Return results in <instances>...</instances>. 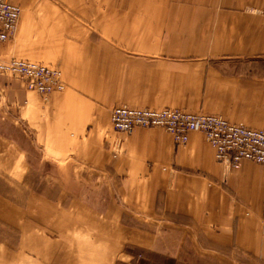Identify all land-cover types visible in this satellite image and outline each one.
<instances>
[{"label":"crops","instance_id":"0c3cea01","mask_svg":"<svg viewBox=\"0 0 264 264\" xmlns=\"http://www.w3.org/2000/svg\"><path fill=\"white\" fill-rule=\"evenodd\" d=\"M5 1L22 13L13 38L0 49L1 59L16 58L13 49L19 46L45 53L52 25L34 12L65 13L79 34L58 42L70 46L82 65L78 62L68 77L69 90L54 99L79 104L85 99L88 105L75 103L77 109L98 121L87 136L90 147L75 154V173L65 181L79 187L81 174H98L108 182L102 189L107 194L101 197L98 188V198L75 196L60 211V235L74 245L71 232L92 230L96 236L101 230L109 240L123 241V250L134 245L175 259L184 239L198 237L199 228L223 246L235 242L264 260V168L248 161L238 169L218 163L201 134L177 146L160 130L105 136L99 129L109 124L111 110L126 102L141 109L219 115L264 132V79L248 77L241 67L244 60L264 59V0ZM89 76L95 88H87ZM106 83L107 103L81 95L100 92ZM98 200L111 212L100 213ZM40 201L46 208L51 204ZM180 220L198 228L177 224Z\"/></svg>","mask_w":264,"mask_h":264},{"label":"rangeland","instance_id":"374dc122","mask_svg":"<svg viewBox=\"0 0 264 264\" xmlns=\"http://www.w3.org/2000/svg\"><path fill=\"white\" fill-rule=\"evenodd\" d=\"M39 3L37 2V5ZM34 15L44 16L52 25L46 31V40L49 44L45 53L35 52L32 46H19L13 49L15 52L13 56L19 59L0 58V65L16 59L31 60L30 62L49 66L62 73L65 89L44 97L35 91L27 90L21 79L0 72V264H264L262 256H253L239 248L235 242L231 246H223L216 239L206 236L194 221L187 220L176 223L193 224L198 228L199 234L198 237L184 239L175 259L167 257L168 255L162 256L140 250L134 245L127 244L123 250L121 247L123 241L117 239L112 241L111 238L109 240L101 230L95 232L96 236L89 234L92 230L89 233H86L88 230L71 232L68 236L75 241L74 245L66 240L65 234L60 235L61 209H67L71 200L77 195L84 200L98 198L102 194L101 197H105L107 192L102 189L108 182L99 179L98 174L89 172L81 174L79 187H76L75 183L67 184L65 181L75 173V167L72 168L75 154H81L84 149L90 147L92 141L88 140L87 136L95 128L92 122L98 120L82 115L83 111L77 109L76 100L74 102L69 100L70 103H67L63 99H54V96L69 90L68 77H73L76 73L74 69L78 62L82 65V61L77 60L76 56L73 57L70 53V46L58 43L66 36L79 35L74 26V19H70L71 17H67L65 13L46 15L34 12ZM241 67L245 71L248 70V77L252 75L254 78L264 79V59L244 60L241 62ZM106 74L107 72L105 76ZM92 80L93 78L89 76L87 88H95ZM105 80L107 81V77ZM19 86L23 88L20 89ZM101 88L100 92H87L81 95L89 99L92 96L97 100L96 102L107 103V83L102 84ZM79 102L81 104L77 103L78 107L88 105L85 99ZM121 104L120 106H128L126 102ZM113 110L108 117L109 124L104 129L100 127V133L105 136L111 132L126 134L113 128L111 121ZM137 129L160 130L166 133L159 128ZM211 149L215 157V152L212 147ZM79 162L90 161L81 159ZM98 188L102 190V194ZM62 199L64 200L61 202ZM40 200H47L51 204L46 208ZM98 201L100 213L111 212L104 205L105 200ZM95 211V209L84 210L86 214ZM262 215H264V207ZM111 216H114V213H111ZM124 216L128 221L132 220L126 214ZM124 221L123 219L122 224ZM132 224H137L135 228H139L138 221H132ZM85 228L89 229L86 222ZM31 232L34 233L35 238ZM98 234L101 236L99 237ZM77 239L79 243H76ZM111 243H115V246ZM34 249L36 252L33 251Z\"/></svg>","mask_w":264,"mask_h":264},{"label":"built area","instance_id":"2783aa9c","mask_svg":"<svg viewBox=\"0 0 264 264\" xmlns=\"http://www.w3.org/2000/svg\"><path fill=\"white\" fill-rule=\"evenodd\" d=\"M21 8L0 0V46L16 32ZM2 74L21 79L27 90L47 97L65 89L62 73L30 61L13 59L0 65ZM113 128L130 134L137 128H159L168 133L176 145H184L190 134H202L213 148L217 162L238 169L244 161L264 167V132L236 125L210 114H191L178 109H137L119 106L112 111Z\"/></svg>","mask_w":264,"mask_h":264}]
</instances>
